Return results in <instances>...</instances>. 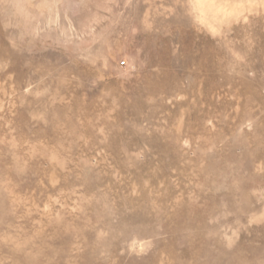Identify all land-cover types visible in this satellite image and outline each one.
Wrapping results in <instances>:
<instances>
[{
    "label": "rangeland",
    "instance_id": "374dc122",
    "mask_svg": "<svg viewBox=\"0 0 264 264\" xmlns=\"http://www.w3.org/2000/svg\"><path fill=\"white\" fill-rule=\"evenodd\" d=\"M0 264H264V0H0Z\"/></svg>",
    "mask_w": 264,
    "mask_h": 264
}]
</instances>
